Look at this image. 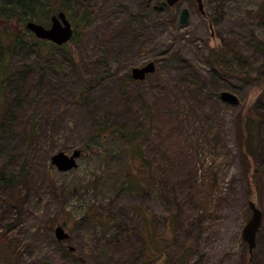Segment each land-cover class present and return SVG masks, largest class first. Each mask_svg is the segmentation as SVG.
I'll list each match as a JSON object with an SVG mask.
<instances>
[{"label": "rangeland", "instance_id": "rangeland-1", "mask_svg": "<svg viewBox=\"0 0 264 264\" xmlns=\"http://www.w3.org/2000/svg\"><path fill=\"white\" fill-rule=\"evenodd\" d=\"M202 8L70 0L73 40L15 46L1 99L0 264H264V51L250 43L264 45V0ZM13 22L6 31H26ZM148 62L153 74L134 81ZM75 150L76 168L51 164ZM250 201L262 222L249 262Z\"/></svg>", "mask_w": 264, "mask_h": 264}, {"label": "water", "instance_id": "water-1", "mask_svg": "<svg viewBox=\"0 0 264 264\" xmlns=\"http://www.w3.org/2000/svg\"><path fill=\"white\" fill-rule=\"evenodd\" d=\"M198 11L201 15H204L202 8V0H194ZM168 6L175 5L178 0H165ZM189 19V11L184 8L180 11L179 22L182 25L187 24ZM25 29L31 32L35 38L39 40H45L53 43L56 46H62L70 41L73 35V29L66 18L64 12H58L50 18L49 27H44L35 22H27L25 24ZM154 72V64L152 62L148 63L142 68H133L131 70V77L136 81H143L146 75H150ZM220 99L231 105H237L238 99L235 95L230 92L223 91L219 95ZM80 151L75 150L71 155H66L63 152H58L51 157V164L57 168L60 172H67L71 169L76 168V160L80 157ZM248 207L251 211V217L242 229V240L247 245L249 262L251 261L252 254L256 247L257 234L262 221V213L255 206L253 202L248 203ZM55 237L58 241H64L69 238V235L63 230L61 226H57L54 229ZM72 250V248H70Z\"/></svg>", "mask_w": 264, "mask_h": 264}, {"label": "trees", "instance_id": "trees-1", "mask_svg": "<svg viewBox=\"0 0 264 264\" xmlns=\"http://www.w3.org/2000/svg\"><path fill=\"white\" fill-rule=\"evenodd\" d=\"M69 8L70 0H0V119L5 111V105L1 102V99H3L2 93L4 92V83L9 79L5 65L10 61L11 52L14 50L15 46L18 44L42 46L44 44L54 48L50 43L35 39L28 31L9 33L6 30L14 23L13 21L23 26H25L27 22L47 25L52 15L59 11L67 13ZM73 37L71 40H73ZM250 43L255 49L264 51V45H262L256 37H252ZM213 61H216L215 54H213ZM217 61H219L218 58ZM250 121L251 120L248 119V125ZM116 132V129L108 131L109 135L115 137L122 136L117 135L118 133ZM139 138V134L135 132L126 140H128L130 144L135 145Z\"/></svg>", "mask_w": 264, "mask_h": 264}, {"label": "flooded vegetation", "instance_id": "flooded-vegetation-1", "mask_svg": "<svg viewBox=\"0 0 264 264\" xmlns=\"http://www.w3.org/2000/svg\"><path fill=\"white\" fill-rule=\"evenodd\" d=\"M146 65V64H145ZM145 65H143V66H141L140 68H142V67H144ZM147 78H148V76H147ZM58 226V225H57ZM58 241V240H57ZM67 242V240L66 241H58V243H62V244H65ZM68 251V253H67V255L68 256H72L73 255V250H67ZM73 259V256L72 257H69V260L70 261H73L72 260ZM68 260V261H69ZM153 261H156V259H154V260H152V262ZM69 264V263H68ZM78 264H89V263H86L85 261H81V262H78Z\"/></svg>", "mask_w": 264, "mask_h": 264}]
</instances>
